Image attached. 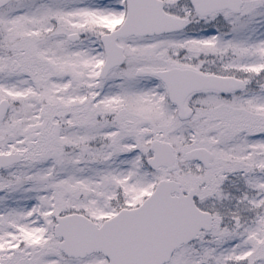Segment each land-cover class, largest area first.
<instances>
[{"label":"snow or ice","instance_id":"1","mask_svg":"<svg viewBox=\"0 0 264 264\" xmlns=\"http://www.w3.org/2000/svg\"><path fill=\"white\" fill-rule=\"evenodd\" d=\"M0 264H264V0H0Z\"/></svg>","mask_w":264,"mask_h":264}]
</instances>
